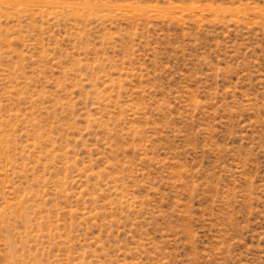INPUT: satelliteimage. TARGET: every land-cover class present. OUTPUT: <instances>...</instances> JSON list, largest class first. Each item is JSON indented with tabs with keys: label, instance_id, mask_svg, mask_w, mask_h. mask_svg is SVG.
Returning a JSON list of instances; mask_svg holds the SVG:
<instances>
[{
	"label": "rangeland",
	"instance_id": "rangeland-1",
	"mask_svg": "<svg viewBox=\"0 0 264 264\" xmlns=\"http://www.w3.org/2000/svg\"><path fill=\"white\" fill-rule=\"evenodd\" d=\"M0 264H264V0H0Z\"/></svg>",
	"mask_w": 264,
	"mask_h": 264
}]
</instances>
